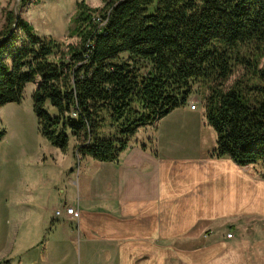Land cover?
<instances>
[{
	"label": "trees",
	"instance_id": "obj_1",
	"mask_svg": "<svg viewBox=\"0 0 264 264\" xmlns=\"http://www.w3.org/2000/svg\"><path fill=\"white\" fill-rule=\"evenodd\" d=\"M70 23L78 42L66 45L13 10L0 29V106L20 103L39 78L32 109L50 145L65 151L73 137L75 156L114 161L139 128L186 104L193 81H204V116L216 133L208 157L264 162V0H104L101 8L81 0ZM238 65L241 76L225 87Z\"/></svg>",
	"mask_w": 264,
	"mask_h": 264
},
{
	"label": "crops",
	"instance_id": "obj_2",
	"mask_svg": "<svg viewBox=\"0 0 264 264\" xmlns=\"http://www.w3.org/2000/svg\"><path fill=\"white\" fill-rule=\"evenodd\" d=\"M179 109L197 110L184 104L163 118ZM154 126L139 128L114 161L75 156L73 137L65 151L49 150L62 179L54 185L45 180L39 188H31L28 179L12 192L11 205L0 220V261L70 264L77 258L80 264L95 259L105 264H160L168 253L164 243L178 232L208 216L233 217L240 192V204H248L254 177L244 172L247 165L208 157L213 133L211 149L200 155L197 126L182 121L163 132L166 138L147 131ZM144 143L146 148L141 147ZM187 148L190 153L182 152ZM76 163L75 175L68 173ZM57 184L60 189L53 190ZM257 186L255 198L264 200V181ZM67 206H74L78 215H67ZM56 209L61 214L56 215Z\"/></svg>",
	"mask_w": 264,
	"mask_h": 264
},
{
	"label": "rangeland",
	"instance_id": "obj_3",
	"mask_svg": "<svg viewBox=\"0 0 264 264\" xmlns=\"http://www.w3.org/2000/svg\"><path fill=\"white\" fill-rule=\"evenodd\" d=\"M80 1L27 0L22 4L21 0H0V29L4 24L6 12L13 10L15 14L30 22L37 34L51 36L63 45L77 43L78 38L70 37L68 29ZM83 1L91 8L104 6V0ZM241 74L242 69L238 65L224 86H230ZM39 83L40 79L36 78L26 84L20 103L8 102L0 106V129L5 131L0 139V220L7 206L11 205L12 192L21 189L23 181L27 183L29 179L32 181L31 188H39L45 180L51 181L50 183L54 185L60 183L58 180L62 179L60 165L53 160L49 151L55 147L40 134L32 109L31 94ZM208 86V82L193 81L186 104L190 107L194 103L196 111L187 109L174 111L166 118L160 119L154 127H148L147 131L163 134L184 121L198 127L197 135L201 141L197 145L199 154L211 149L213 145L211 133L214 134V146L216 133L206 123L202 114L204 98L210 92ZM163 136L166 138L164 134ZM185 151L190 153L191 150L190 148L182 150ZM77 166L76 163L72 168L69 167L68 173L75 175ZM243 170L249 176H253L255 181L254 186H249L248 204L244 206L240 204L242 200L240 192V207L233 217L229 214H223L224 218L208 216L206 220L178 232L173 239L164 243V250H168V253L160 264H264V200L255 198L257 184L264 181V162L249 164ZM34 179L36 181H33ZM52 188L60 189V184H57V188L55 186ZM228 234H232L231 237H228ZM67 263L68 261H64L62 264ZM69 263L80 264V261L75 258ZM89 264L105 263L95 259Z\"/></svg>",
	"mask_w": 264,
	"mask_h": 264
},
{
	"label": "built area",
	"instance_id": "obj_4",
	"mask_svg": "<svg viewBox=\"0 0 264 264\" xmlns=\"http://www.w3.org/2000/svg\"><path fill=\"white\" fill-rule=\"evenodd\" d=\"M96 20H97L101 25L105 24V22H106V19H102V18H100V17H97ZM195 107H196V105H195L194 103H192V104L190 105V108H191V109H194ZM65 212H66L67 215H70V216H75V217H76V216L78 215V212L75 210L74 206H67V207L65 208ZM55 214H56V215L61 214V210L56 209ZM231 235H232V234H228L227 236H228V237H231Z\"/></svg>",
	"mask_w": 264,
	"mask_h": 264
}]
</instances>
